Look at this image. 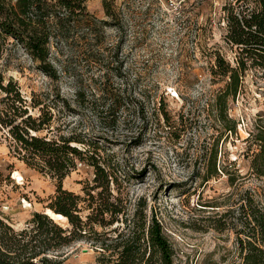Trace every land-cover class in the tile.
<instances>
[{"label":"rangeland","instance_id":"1","mask_svg":"<svg viewBox=\"0 0 264 264\" xmlns=\"http://www.w3.org/2000/svg\"><path fill=\"white\" fill-rule=\"evenodd\" d=\"M102 1L85 0L90 17L72 18L66 40L51 41L49 74L7 40L0 50V84L12 80L27 105L40 103L52 114L51 131L39 136L72 138L78 141L72 145L95 155L115 179L113 190L128 213L145 200L144 212L156 215L175 264H242L235 234L242 229L239 207L246 191L264 189L263 178L249 175L244 157L249 134L264 127V72H246L227 111L237 135L226 134L214 120L223 84L214 83L209 69L215 52L231 65L237 58L224 39L222 7L229 0H109L113 19ZM3 97L0 90V113ZM110 101L114 107L108 109ZM29 106L36 117L39 108ZM17 148L0 125V201L18 231L43 212L57 182L21 161ZM75 168L62 188L83 195L94 169L78 160ZM100 251L81 241L56 257L62 264H97Z\"/></svg>","mask_w":264,"mask_h":264},{"label":"trees","instance_id":"2","mask_svg":"<svg viewBox=\"0 0 264 264\" xmlns=\"http://www.w3.org/2000/svg\"><path fill=\"white\" fill-rule=\"evenodd\" d=\"M102 6L105 16L113 19L109 0H103ZM222 11L224 39L236 48L237 58L231 65L219 53L213 54L209 71L214 83L223 84L214 99V120L226 134L236 136L237 123L227 116L229 102L241 93L248 70L264 72V0H229ZM87 17L90 15L85 0H0V50L11 39L38 63L41 71L49 74L51 41L66 40V28L72 18ZM0 90L5 106L0 125L8 129L18 145L20 160L57 182L56 193L43 212L34 213L18 231L5 217L0 201V264H62L56 253L81 241L99 245L97 264H175L173 250L156 215L147 217L144 212L145 200L139 199L133 212L128 213L124 200L113 190L115 179L93 153L72 145L78 143L72 138L39 136L42 131H51L52 114H46L40 103L27 105L12 80L0 84ZM28 106L39 108L40 113L33 117ZM110 106L114 107L113 101L108 109ZM141 107L138 101V115ZM247 142L251 143L244 154L249 175L264 179V127L257 125ZM252 145L256 146L255 151ZM216 146L211 163L215 174ZM76 160L94 169L92 183L83 187V195L62 188V181L76 169ZM220 171L225 172L224 168ZM239 211L242 229L235 234L242 264H264V189L259 193L246 191ZM227 213L220 215L218 221ZM59 222H67L68 227L62 228Z\"/></svg>","mask_w":264,"mask_h":264}]
</instances>
